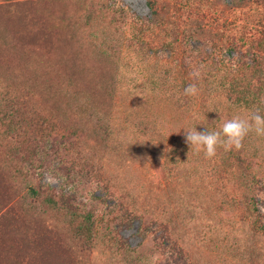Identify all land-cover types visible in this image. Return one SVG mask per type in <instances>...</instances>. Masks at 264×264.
<instances>
[{
  "label": "rangeland",
  "instance_id": "obj_1",
  "mask_svg": "<svg viewBox=\"0 0 264 264\" xmlns=\"http://www.w3.org/2000/svg\"><path fill=\"white\" fill-rule=\"evenodd\" d=\"M157 1L159 16L149 0L32 4L34 16L57 33L52 35L60 40L63 60L78 52L82 66L93 71L107 51L118 60L120 75L114 148L84 134L70 139L54 135L37 141L33 156H27L25 148L13 162L39 177L43 189L68 197L80 212L95 213L97 234L90 244L74 238L71 224L57 221L62 214H43L66 230L73 250L71 258L67 253L52 261L264 264V233L250 228L252 221L264 223V137L251 132L243 141L261 165V212L256 216L235 180L206 176L212 159L203 151L189 147L182 156L184 167L173 176L161 155L166 142L152 154L144 152L151 146L136 126L140 120L156 123L168 144L186 142V129L212 131L198 106L188 105L179 91V61L193 70L216 71L238 63L241 55L264 56V0H193L194 8H187L188 0ZM59 23L63 30L57 28ZM250 115L248 109L233 106L226 119ZM13 147L0 140V155L9 157ZM132 200L140 211L132 212Z\"/></svg>",
  "mask_w": 264,
  "mask_h": 264
},
{
  "label": "trees",
  "instance_id": "obj_2",
  "mask_svg": "<svg viewBox=\"0 0 264 264\" xmlns=\"http://www.w3.org/2000/svg\"><path fill=\"white\" fill-rule=\"evenodd\" d=\"M34 2L0 0V140L14 146L9 157L0 155V264H57L52 259L67 253L71 258L72 245L57 221L71 224L72 235L84 244L93 243L97 234L94 211L80 212L68 197L43 189L39 177L13 163L18 153L26 148L27 156H33L37 141L54 135L70 139L84 134L107 148H114L116 139L112 124L120 91L118 60L105 51L93 71L82 66L78 52L66 54L63 60L58 52L60 40L52 35L57 33L30 11ZM149 4L159 16L158 1L149 0ZM186 6L194 8L193 0ZM57 28L65 26L59 23ZM179 65L175 73L179 91L188 105L198 106L212 131L220 130L233 106L248 109L250 114L259 110L264 116V56L241 55L238 63L216 71L193 70L183 60ZM191 84L199 90L195 97L184 94ZM136 126L151 146L143 148L144 152L152 154L166 142L167 150L161 155L171 174L177 176L176 171L185 164L182 156L188 154L186 142L168 144L152 121L140 120ZM217 150L206 176L235 180L248 210L258 216L262 177L255 155L245 147ZM133 200L132 212L140 211ZM46 212L63 218L49 222L43 217ZM250 228L256 234L264 233L262 222L252 221ZM73 263L78 264V259Z\"/></svg>",
  "mask_w": 264,
  "mask_h": 264
},
{
  "label": "clouds",
  "instance_id": "obj_3",
  "mask_svg": "<svg viewBox=\"0 0 264 264\" xmlns=\"http://www.w3.org/2000/svg\"><path fill=\"white\" fill-rule=\"evenodd\" d=\"M199 75V73H195ZM198 88L195 84L188 85L184 89V94L195 97L198 95ZM255 132L259 137H264V116L259 114V110L252 112L247 119L233 116L225 120L218 131H197L186 129L185 141L190 147V151L197 153L203 151L206 158H213L217 154L218 147L225 151L233 149L240 150L243 147L244 139L249 133Z\"/></svg>",
  "mask_w": 264,
  "mask_h": 264
}]
</instances>
